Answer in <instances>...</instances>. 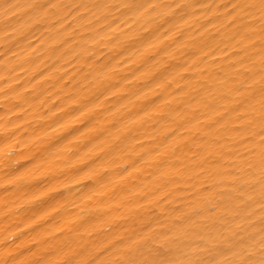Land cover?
I'll list each match as a JSON object with an SVG mask.
<instances>
[{"label":"snow or ice","instance_id":"snow-or-ice-1","mask_svg":"<svg viewBox=\"0 0 264 264\" xmlns=\"http://www.w3.org/2000/svg\"><path fill=\"white\" fill-rule=\"evenodd\" d=\"M0 264H264V0H0Z\"/></svg>","mask_w":264,"mask_h":264},{"label":"bare ground","instance_id":"bare-ground-1","mask_svg":"<svg viewBox=\"0 0 264 264\" xmlns=\"http://www.w3.org/2000/svg\"><path fill=\"white\" fill-rule=\"evenodd\" d=\"M3 195V193L2 192H0V196H2Z\"/></svg>","mask_w":264,"mask_h":264}]
</instances>
